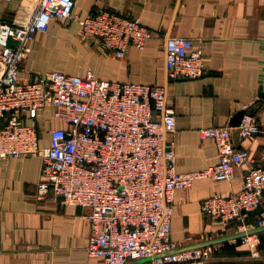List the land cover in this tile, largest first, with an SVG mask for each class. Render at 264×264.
Masks as SVG:
<instances>
[{"label":"built area","instance_id":"2783aa9c","mask_svg":"<svg viewBox=\"0 0 264 264\" xmlns=\"http://www.w3.org/2000/svg\"><path fill=\"white\" fill-rule=\"evenodd\" d=\"M28 20L15 24L0 18V158L42 154L43 180L38 196L52 189L62 202L82 206L90 225L87 253L100 264H206L204 246L179 248L171 237L178 190L196 180L230 181L245 168L241 188L214 193L201 211L224 225L234 224L239 240L258 255L264 218H250L264 201V163L232 140L233 125L202 127L212 139L218 161L200 170L176 168V114L167 104L164 84H146L54 69L35 79L21 77L30 42L47 32L54 19L77 21L85 39L98 41L123 57L130 46L144 48L153 37L141 18L113 9L85 17L75 14V0H33ZM168 80L195 79L206 72L203 52L185 36L166 38ZM52 108L61 126L49 129L41 147L39 129L26 121L43 118ZM237 125L242 139L264 135V121L249 106Z\"/></svg>","mask_w":264,"mask_h":264},{"label":"crops","instance_id":"0c3cea01","mask_svg":"<svg viewBox=\"0 0 264 264\" xmlns=\"http://www.w3.org/2000/svg\"><path fill=\"white\" fill-rule=\"evenodd\" d=\"M33 0H0V18L25 23ZM103 9L138 16L153 37L140 49L130 46L120 57L98 41L85 39L77 21L54 19L47 32L30 42L21 77L35 79L54 69L146 84H164L167 104L174 108L176 168L200 170L218 161L212 139H203L202 127L233 125V117L246 106L264 121V0H75L74 13L85 17ZM185 36L203 52L205 74L195 79L168 80L166 38ZM26 121L49 145V129L61 126L52 108L43 118ZM236 147L247 148L264 163V135L242 139L233 125ZM245 168L235 178L196 180L175 193L171 237L179 248L206 247V264H264V237L253 247L239 240L235 225H224L201 211L203 199L214 193L239 190ZM42 154L0 158V264H100L87 253L90 225L82 206L62 202L49 189L38 196L43 180ZM264 218V201L250 218ZM187 264V263H179Z\"/></svg>","mask_w":264,"mask_h":264},{"label":"water","instance_id":"95a60500","mask_svg":"<svg viewBox=\"0 0 264 264\" xmlns=\"http://www.w3.org/2000/svg\"><path fill=\"white\" fill-rule=\"evenodd\" d=\"M244 113H245V110H241V111L237 112V113L235 114V116L233 117V122H232V124H233V125H238V124L240 123V121H241V119H242ZM263 229H264V228H256V229H253L251 232H257V231H261V230H263ZM241 235H243V233H238V236H239V237H240ZM203 246H204V245H203ZM194 247H195V246H194Z\"/></svg>","mask_w":264,"mask_h":264},{"label":"trees","instance_id":"16d2710c","mask_svg":"<svg viewBox=\"0 0 264 264\" xmlns=\"http://www.w3.org/2000/svg\"><path fill=\"white\" fill-rule=\"evenodd\" d=\"M252 111V110H251ZM253 112V111H252ZM254 113V112H253Z\"/></svg>","mask_w":264,"mask_h":264}]
</instances>
